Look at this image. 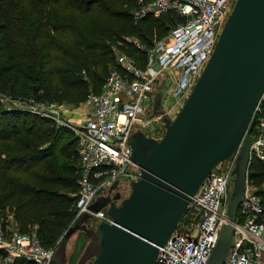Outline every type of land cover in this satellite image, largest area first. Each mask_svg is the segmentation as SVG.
Listing matches in <instances>:
<instances>
[{
    "label": "built area",
    "instance_id": "built-area-1",
    "mask_svg": "<svg viewBox=\"0 0 264 264\" xmlns=\"http://www.w3.org/2000/svg\"><path fill=\"white\" fill-rule=\"evenodd\" d=\"M233 2L134 0L130 11L134 22L145 16L170 15L173 23L163 36L153 35L149 44L136 37L129 39L138 51L134 55L119 46H112L115 61L108 69L101 89L90 90L80 109L66 112L64 120L58 116L61 108L53 114L43 109L46 102L21 101L0 94V101L6 108L50 117L56 126H65L72 131L79 167L78 187L74 194L75 216L88 212L94 219L111 221L104 208L94 212L88 206L100 190L109 196L114 192L121 198L126 196L130 182L140 177V167L132 159V134L152 120L159 121L163 127L159 115L147 117L152 109L151 92L162 78L169 79L168 107L162 108L169 116L190 92L213 50ZM250 123L253 130L249 132L244 191L232 222V240L223 264H264V178L257 182L249 176L251 164L264 167V91ZM235 156L236 151L230 159L217 163L202 180L186 208V215L190 213L191 220L187 223L184 219L181 228H178L179 221L166 241L158 246L155 264H207L220 229L229 220V179ZM224 161L227 165L223 170ZM114 182L116 188L111 190ZM13 224L12 216L5 224L0 222V264H11L15 257L35 264H48L55 247L42 245L35 229L21 232Z\"/></svg>",
    "mask_w": 264,
    "mask_h": 264
},
{
    "label": "water",
    "instance_id": "water-1",
    "mask_svg": "<svg viewBox=\"0 0 264 264\" xmlns=\"http://www.w3.org/2000/svg\"><path fill=\"white\" fill-rule=\"evenodd\" d=\"M168 85L166 77L157 84L161 97ZM263 91L264 0H234L209 58L173 118L160 107L161 97L155 98L147 117L160 116L162 135L133 132L132 159L141 175L130 182L128 194L99 195L89 204L94 212L106 207L111 221L95 222L88 212L75 216L48 264H67L66 242L77 231L88 241L75 264H155L158 246L176 228L202 180L236 151L229 220L207 262L223 264L244 191L250 118Z\"/></svg>",
    "mask_w": 264,
    "mask_h": 264
},
{
    "label": "trees",
    "instance_id": "trees-1",
    "mask_svg": "<svg viewBox=\"0 0 264 264\" xmlns=\"http://www.w3.org/2000/svg\"><path fill=\"white\" fill-rule=\"evenodd\" d=\"M133 5L134 0H0V94L50 102L83 100L78 87L99 91L115 61L112 46L134 55L138 51L127 36L149 44L173 23L170 15L134 22ZM249 168L254 181L264 178L261 164ZM78 175L70 129L0 101V214L12 215L21 232L35 224L42 245L53 246L75 217V195L68 193L76 191ZM11 264L35 263L15 257Z\"/></svg>",
    "mask_w": 264,
    "mask_h": 264
},
{
    "label": "rangeland",
    "instance_id": "rangeland-1",
    "mask_svg": "<svg viewBox=\"0 0 264 264\" xmlns=\"http://www.w3.org/2000/svg\"><path fill=\"white\" fill-rule=\"evenodd\" d=\"M166 32L167 31H165L164 34ZM164 34H162L160 36H163ZM132 37H133L132 35L127 36V40L132 38ZM164 73L166 74V72H164ZM78 88H79L78 91L82 92L83 96H85V94H87L90 90H92L90 85L85 90L81 89L80 87H78ZM151 93H152V95H151V101L150 102H151V106H152L155 103V98L156 97H161V92H159V90H157V88L155 87ZM166 93H167V88H166ZM166 93H165V95L163 97H161V101L162 102H161V106L160 107H162V108H164V107L167 108L168 107V101L166 99ZM3 95H5V94H3ZM5 96H7V95H5ZM184 99H185V97H183L179 101V103H177L175 109H173V111H171L169 116H171L172 118L174 117L175 113L180 108V106L183 103ZM81 103H82V100L73 101V100L62 99V100L59 101V100L56 99L54 101L46 102L43 109L48 111V112H51V113L55 114L56 112L58 113V110L61 108L62 111L59 113L58 116L61 117L62 120H64V118H67V115L65 113L66 112L69 113L72 110L75 111V112L78 111L80 109L79 106H80ZM139 127H141L145 131V133L147 135H149V136H153L154 135L156 137H160L161 134L164 131V128L162 127V125H160L159 121H157V120H152V121L145 122V125H141ZM226 165H227V163L224 161L223 162V167H222L223 170L226 168ZM77 187H78V184H77ZM231 187H232V179H231V181L229 179V190L231 189ZM76 190H77V188H76ZM75 192L76 191H74L72 193H68V194H69L70 197H73V194H75ZM99 195H105V194L103 193V191L100 190L96 194V197L99 196ZM75 199H76V197H75ZM73 203L75 205V201L74 200H72V204ZM72 204H71V206L73 207ZM103 208H104V210L106 209V207H103ZM9 216H12V215H10V214L8 215L7 214L6 216H3L2 214H0V222L7 221ZM74 216H75V214H74ZM91 218L93 220H95V222L100 221V220L94 219L93 217H91ZM184 219L188 223L191 220L190 219V213H188L186 216H184ZM182 222L180 223L178 228H181V226H183ZM89 225H90V223H89ZM13 226H15V223L13 224ZM35 227H36L35 224H30V226L28 227L29 230L27 232H32V231H34V229L36 230ZM59 240H60V238H58L57 241H56V244L53 245L55 247V249H56V247L58 245ZM87 241H88V237L85 236L82 231H77V232H75L74 234H72L69 237L68 241L66 242L67 264H75L76 263V259L83 252V250H84L83 247H84V245L86 244ZM53 246H50V247H53ZM89 262H90V260H87L86 264H89Z\"/></svg>",
    "mask_w": 264,
    "mask_h": 264
},
{
    "label": "flooded vegetation",
    "instance_id": "flooded-vegetation-1",
    "mask_svg": "<svg viewBox=\"0 0 264 264\" xmlns=\"http://www.w3.org/2000/svg\"><path fill=\"white\" fill-rule=\"evenodd\" d=\"M138 129H140V128H138ZM142 131H144L143 129H141ZM144 133H145V131H144ZM146 134V133H145ZM147 135V134H146ZM147 136H149V135H147Z\"/></svg>",
    "mask_w": 264,
    "mask_h": 264
}]
</instances>
